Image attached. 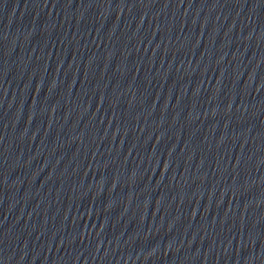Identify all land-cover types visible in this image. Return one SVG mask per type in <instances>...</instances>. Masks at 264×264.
Wrapping results in <instances>:
<instances>
[{"label":"water","instance_id":"obj_1","mask_svg":"<svg viewBox=\"0 0 264 264\" xmlns=\"http://www.w3.org/2000/svg\"><path fill=\"white\" fill-rule=\"evenodd\" d=\"M0 264H264V0H0Z\"/></svg>","mask_w":264,"mask_h":264}]
</instances>
